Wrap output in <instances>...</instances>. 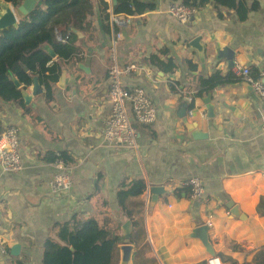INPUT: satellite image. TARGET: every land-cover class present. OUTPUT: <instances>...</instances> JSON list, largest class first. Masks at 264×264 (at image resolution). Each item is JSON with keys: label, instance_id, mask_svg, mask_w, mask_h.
<instances>
[{"label": "crops", "instance_id": "0c3cea01", "mask_svg": "<svg viewBox=\"0 0 264 264\" xmlns=\"http://www.w3.org/2000/svg\"><path fill=\"white\" fill-rule=\"evenodd\" d=\"M104 1L111 6V0ZM149 1L154 4L151 11L120 15L124 24L116 26L110 9L109 21H102L99 0H89L90 28L83 33L73 30L77 55L69 61L51 57L50 65H59L60 76L64 70L63 81L58 83L59 76L52 85V99L45 100L41 87L42 93L28 105L23 100H0V133L10 125L17 129L22 163L18 173H3L0 168V242L6 248L0 264L16 260L41 264L45 241L55 239L57 225L73 217L95 220L119 236L118 245L123 243L122 227L129 221L132 262L138 256L147 264H208L210 257L199 240L189 238L194 228L207 225L220 264H255L264 247V206L262 215L258 213L264 199L262 103L235 76V81L207 94H195L198 80L232 73L217 55L224 48L233 52L234 65L260 77L264 0H247V6L256 4L258 9L243 22L232 10L208 3L187 23L167 14L169 4L177 1ZM197 37L202 56L188 46ZM157 60H171L174 70L161 72ZM113 63L122 72L121 85L142 88L157 110L154 124L135 125L137 147L132 150L103 139L110 111L107 70ZM20 88L31 95V86ZM208 96L206 105L203 100ZM183 103L192 111L191 117L186 114L187 122L195 123L205 139L194 140L177 117ZM209 106L213 118H207ZM56 153L68 159L72 180L70 192L61 196L51 194L48 186ZM190 177L201 180L206 200L192 199L190 192L187 197L173 195L175 189H184L181 183ZM134 180L144 181L146 189L127 202L129 219L116 194L121 184ZM153 186L164 190L155 203L149 192ZM229 202L244 220L231 217ZM15 245L19 246L16 255L11 251ZM113 257L117 264V247Z\"/></svg>", "mask_w": 264, "mask_h": 264}, {"label": "trees", "instance_id": "16d2710c", "mask_svg": "<svg viewBox=\"0 0 264 264\" xmlns=\"http://www.w3.org/2000/svg\"><path fill=\"white\" fill-rule=\"evenodd\" d=\"M4 3L17 5L21 0H0ZM183 6L200 9L208 3H212L215 9L225 8L232 10L238 21L246 20L251 11L258 9L256 4L247 6V0H174ZM100 17L102 21H109V13L113 15L137 16L154 8L149 0H116V5L109 7L104 0H99ZM92 15V6L89 0H39L35 8L25 17L19 19L16 28H10L0 32V100L21 102L20 89L16 88L8 78L11 73L26 88L31 86L32 78L36 77L44 92L47 101L52 99V85L60 76L59 65L52 62L51 56L45 51L44 46L50 48L60 61H69L77 55L74 47L76 35L73 30L83 33L90 28L87 20ZM116 28V27H115ZM55 30L67 41L62 44L55 39ZM163 73H170L175 66L171 60L156 62ZM194 69V66H190ZM256 79L258 74L252 71ZM234 75L230 72L226 76L218 73L198 80V90L195 97L207 94L217 86L231 83ZM192 107V102L188 108ZM63 159H68L61 154ZM146 189L142 180H134L128 184H121L116 199L118 206L130 219L131 211L127 209L129 199L138 198ZM189 188L175 189V197L186 196ZM264 206V199L258 205ZM119 236L106 228L99 227L95 220H77L57 225L55 239L48 238L43 245L41 264H116L114 252L119 243ZM139 253V252H138ZM148 261H140L138 256L133 259V264H147ZM255 264H264V247L254 258ZM12 264H23L16 260ZM195 264H207L202 261Z\"/></svg>", "mask_w": 264, "mask_h": 264}, {"label": "built area", "instance_id": "2783aa9c", "mask_svg": "<svg viewBox=\"0 0 264 264\" xmlns=\"http://www.w3.org/2000/svg\"><path fill=\"white\" fill-rule=\"evenodd\" d=\"M195 9L183 6L178 2L169 4L167 14L180 23L189 22L195 14ZM111 21L116 26H122L124 21L120 15L111 14ZM57 42L64 44L67 37H63L57 30L54 32ZM232 73L238 79L247 83L253 93L262 103L260 130L264 132V70L259 78H253L250 69L234 65ZM109 87L107 101L110 107L109 116L105 120L103 139L110 144L123 146L127 149L137 147L138 131L135 125L150 126L157 120V110L147 95L140 87L125 89L120 82L122 72L113 63L107 70ZM190 103V99H188ZM187 117L192 116V111H187ZM53 175L48 184L51 194L65 195L72 187L71 175L68 165L62 155L56 153L51 162ZM0 168L3 173H18L22 169L21 157L18 149V131L10 125L0 133ZM183 188H189L190 198L206 200L205 190L201 180L190 177L181 183ZM0 254H6V248L0 242ZM208 264H220L216 258L208 260Z\"/></svg>", "mask_w": 264, "mask_h": 264}, {"label": "water", "instance_id": "95a60500", "mask_svg": "<svg viewBox=\"0 0 264 264\" xmlns=\"http://www.w3.org/2000/svg\"><path fill=\"white\" fill-rule=\"evenodd\" d=\"M235 1L238 2L239 0H235ZM111 4L112 6H115L116 0H111ZM35 5H36L35 0H22L17 5H11L0 1V32L10 28H16L17 24L19 23V19L29 14L35 8ZM188 46L191 50L196 51L199 56H202L203 46L200 45V38L198 37L194 38L188 43ZM44 49L51 57H54L53 52L47 46H44ZM217 55L220 58L226 60L229 69L233 68L234 54L231 50L224 48L223 50H220ZM7 75L9 80L12 82V84L16 88L20 89L21 99L23 100L25 105L30 104L32 97L38 96L42 93L41 86L39 85L36 77L32 78L31 95H28L21 90L20 88L21 84L11 73H8ZM63 78H64V70L61 71V76L58 80V83H61L63 81ZM246 85L250 88V86L247 83ZM203 101L206 105H208V103L210 102V97L208 96ZM186 113H187V104L183 103L177 112V117L183 119V123L185 124L187 131L191 134V137L194 140L205 139L207 136L196 130L195 123L187 122L185 118ZM213 115H214L213 108L209 106L207 109V118H213ZM149 192L151 194V203H155L157 201V198L164 194V190L161 186H153L150 188ZM226 207L229 208L231 217L240 218L241 220L245 219V217L239 212L237 206H235L231 202H229L226 205ZM130 229H131L130 222L129 221L125 222V224L122 227L123 243L117 245V248L119 250V261L117 264H133L132 257L134 253L133 252L134 246L130 243ZM207 232H208V226L201 225L194 228L191 231L189 238L199 240L201 245L204 247L206 254L210 257V259H213L215 258V253L209 242ZM18 250H19L18 245H15L11 248L12 254L14 255L17 254Z\"/></svg>", "mask_w": 264, "mask_h": 264}]
</instances>
